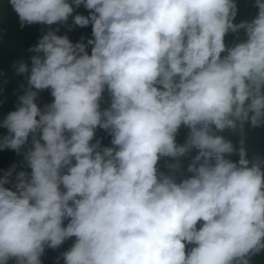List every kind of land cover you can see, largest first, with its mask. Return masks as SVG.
Masks as SVG:
<instances>
[{"label": "clouds", "instance_id": "clouds-1", "mask_svg": "<svg viewBox=\"0 0 264 264\" xmlns=\"http://www.w3.org/2000/svg\"><path fill=\"white\" fill-rule=\"evenodd\" d=\"M8 3L21 29L49 27L30 64L13 63L26 87L0 120V151L22 156L0 170V264H43L72 238L57 264H251L264 252V156L249 158L245 131L264 127V0L239 23L237 0ZM70 17L91 38L58 35Z\"/></svg>", "mask_w": 264, "mask_h": 264}, {"label": "water", "instance_id": "water-1", "mask_svg": "<svg viewBox=\"0 0 264 264\" xmlns=\"http://www.w3.org/2000/svg\"><path fill=\"white\" fill-rule=\"evenodd\" d=\"M239 12L235 22L239 23L243 20H251L256 14L257 9L252 6V0H237ZM82 14L87 16L88 12L83 7L76 10L74 14ZM72 24V18H69L67 25L59 26L58 35H68L72 42H77L81 37L91 38V26L84 28L74 27L69 30L68 25ZM49 26L31 25L21 29L17 14L12 10L8 0H0V120H2L8 112L14 111L18 103V96L23 94V86L26 87V76L17 75L12 68L14 62L20 60L27 61L30 64V57L33 55L28 51L30 47L38 42L42 34L48 30ZM56 28L57 25L51 26ZM85 39V42H86ZM239 39H244V33H239ZM234 42H238L236 34L226 36V43L231 46ZM90 54V48H89ZM53 98L50 92L45 90L39 94L37 103L43 107L44 104L51 103ZM110 98L107 93L104 94V100L101 104L102 108L108 107ZM187 129L181 128L177 136V142L183 143L187 136ZM246 148L249 158L254 156H264V127L246 128ZM7 134V130L0 128V135ZM234 143L239 140V136L232 135L230 132L223 133ZM96 138L100 139L104 146H111V137L102 129H97ZM94 142V141H93ZM195 155V152L192 153ZM231 159L237 160L238 156H232ZM22 156L17 155L11 150L0 151V170L8 169L13 163L20 164ZM187 159L183 160L186 169ZM163 165V162H161ZM22 170L21 168L17 169ZM30 171V169H27ZM163 170V168H162ZM75 238L66 241L58 250L47 249L42 257L43 264H57V257L61 252L71 247ZM59 264H63L60 260ZM251 264H264V252L252 257Z\"/></svg>", "mask_w": 264, "mask_h": 264}]
</instances>
